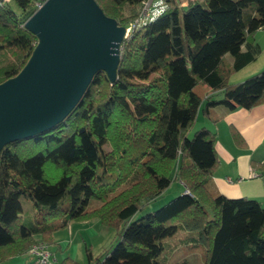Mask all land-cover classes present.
Masks as SVG:
<instances>
[{
	"label": "trees",
	"instance_id": "trees-1",
	"mask_svg": "<svg viewBox=\"0 0 264 264\" xmlns=\"http://www.w3.org/2000/svg\"><path fill=\"white\" fill-rule=\"evenodd\" d=\"M45 1L0 7V84L30 58L38 38L24 24ZM146 1L95 0L121 27L140 19ZM164 1L122 38L114 80L96 72L62 121L0 149V262L26 254L37 237L51 244L71 221L98 219L117 241L103 258L85 248L87 264H166L162 240L179 229L196 232L182 242L204 245L202 264H264V207L218 193L215 134L201 127L188 137L203 101L205 115L218 104L264 102V69L229 81L260 53L253 35L264 28V0ZM210 92L222 97L203 98ZM172 180L183 191L133 219ZM93 200L100 204L89 208ZM59 264L79 263L67 256Z\"/></svg>",
	"mask_w": 264,
	"mask_h": 264
},
{
	"label": "water",
	"instance_id": "water-1",
	"mask_svg": "<svg viewBox=\"0 0 264 264\" xmlns=\"http://www.w3.org/2000/svg\"><path fill=\"white\" fill-rule=\"evenodd\" d=\"M24 26L38 42L20 72L0 84V149L62 121L96 72L114 80L125 31L95 0H46Z\"/></svg>",
	"mask_w": 264,
	"mask_h": 264
},
{
	"label": "crops",
	"instance_id": "crops-1",
	"mask_svg": "<svg viewBox=\"0 0 264 264\" xmlns=\"http://www.w3.org/2000/svg\"><path fill=\"white\" fill-rule=\"evenodd\" d=\"M253 43L260 53L239 70L242 77L264 69V28L254 33ZM242 50H246L245 45ZM226 61L231 63L232 59ZM208 95L216 100L222 97L221 92H210L203 98ZM204 105L205 101L195 122L199 120L201 127L215 134L214 149L219 162L212 176V187L227 198H249L264 207V102L250 109L237 107L233 110L218 104L206 115L201 111ZM183 189L181 185V192ZM53 256L56 261L55 254Z\"/></svg>",
	"mask_w": 264,
	"mask_h": 264
},
{
	"label": "rangeland",
	"instance_id": "rangeland-1",
	"mask_svg": "<svg viewBox=\"0 0 264 264\" xmlns=\"http://www.w3.org/2000/svg\"><path fill=\"white\" fill-rule=\"evenodd\" d=\"M179 1L181 4L185 5V0H179ZM146 2L147 5L145 2L143 4V10L141 12V15H144L145 10H147V8L149 7L150 0H147ZM10 5L11 7L14 8L13 3H11ZM126 28L127 27H124L125 31L123 38H125ZM127 36L128 35H126V37ZM225 58L230 60V55L227 54ZM238 72L239 71L234 72L231 75L229 80L230 83H233V81L235 80L241 81L246 78L241 76L240 74L241 72L239 73ZM239 75L241 76V78L239 77ZM235 82H239V81H235ZM200 128H201L200 122L199 120H197L193 124L191 130H189L188 137H191L193 133L196 130H199ZM180 192H181V185L179 181L172 180L168 188H166V190L160 196L145 204L134 215L133 219H137L148 212L160 208L170 199L177 196ZM98 204H100V202L93 200L89 205V208H92ZM21 205L23 208V213L27 217L31 216L32 206L30 202L26 198L22 197ZM55 234L56 235L53 237V242L51 244L44 241L46 250L51 255L52 264H59L61 260L67 256L71 257L79 264H87L85 248H90L91 254L94 258L96 257L103 258L105 252L112 249L116 245V241H117L115 230L103 226L98 219L71 221L67 228L63 230H58L57 233ZM195 234L196 232L194 231L179 229L172 236L164 238L162 240L163 250L158 257V260L166 264H176L181 260H187L189 264H202L201 256L205 249L204 245L200 243H193L192 241L186 243L182 242L183 238ZM36 241L41 242V239L37 237ZM59 247H61V250L59 249ZM53 254H55L56 261L54 259ZM0 264H34V263H33V259L26 253L21 256L2 261L0 262ZM93 264H96V261H94Z\"/></svg>",
	"mask_w": 264,
	"mask_h": 264
},
{
	"label": "built area",
	"instance_id": "built-area-1",
	"mask_svg": "<svg viewBox=\"0 0 264 264\" xmlns=\"http://www.w3.org/2000/svg\"><path fill=\"white\" fill-rule=\"evenodd\" d=\"M12 0H0V7L10 3ZM147 5V2H145ZM41 3L37 4V9L41 7ZM145 5V8H146ZM166 8V4L164 0H150L149 7L145 10L144 15H141L140 19L135 23L129 25L126 28V35L130 32V30L134 27H139L147 20L152 19L157 14L161 13ZM150 12V14H149ZM255 176V175H252ZM27 254L33 259L34 264H52V258L50 253L46 250V246L44 245V241L41 242L36 241L33 245L28 249Z\"/></svg>",
	"mask_w": 264,
	"mask_h": 264
}]
</instances>
